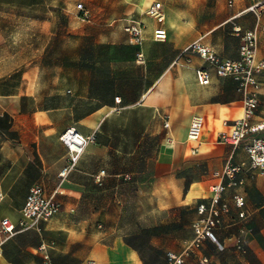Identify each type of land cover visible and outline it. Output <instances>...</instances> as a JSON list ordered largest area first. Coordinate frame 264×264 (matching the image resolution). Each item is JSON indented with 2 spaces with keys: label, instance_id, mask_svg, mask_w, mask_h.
I'll return each instance as SVG.
<instances>
[{
  "label": "rangeland",
  "instance_id": "rangeland-1",
  "mask_svg": "<svg viewBox=\"0 0 264 264\" xmlns=\"http://www.w3.org/2000/svg\"><path fill=\"white\" fill-rule=\"evenodd\" d=\"M151 1L0 0V111L5 108L3 114H7L11 128L8 135L0 134V183L5 182L10 188L9 200H0V219L4 216L13 221L19 219L15 205L24 201L30 184L37 178L39 165L47 167L43 175L47 192L59 185L57 174L66 162L59 134L72 125L88 132L96 121L99 123L96 142L81 155L62 186L68 182L80 185L87 201L101 206L102 214H111L114 232L106 235L110 230H103L104 241L115 234L125 235L124 239L131 238L145 253H150L148 240L143 237L148 233L141 232L142 226L177 218L182 235L190 230V207L194 204L182 202L161 208L179 200V194L184 196L188 182L197 178L199 171L187 157L182 160L167 157L177 152V147L188 152L189 116L195 111V103L208 92L180 78L176 81V94L165 80L159 84V100L149 98L132 103L126 100L134 94L139 98L143 90L151 88L176 50L191 40L199 39L216 48L226 39L227 48L232 49L237 37L231 34V24L224 23L229 15L227 0H157L163 6L168 37L153 41L149 26L142 31L141 44L133 46L143 51V62H111L115 73L125 80L135 79V83L117 86L113 93L101 83L92 87L93 74L104 78L108 72L105 68L91 72L90 53L100 57L105 52L122 57L131 54L126 49H97L95 45H126L121 42L129 38L124 30L126 19L131 16L150 24L154 19L146 9ZM79 3L89 10L88 18L78 12ZM144 71L147 77L143 83ZM171 71L176 69L173 67ZM97 93L101 101L95 98ZM115 95L122 98L120 103L115 102ZM31 119L43 124L37 128ZM49 127L54 129L44 132L48 136L27 142L28 135L40 134ZM163 145L174 148L160 152ZM101 170L104 175L97 182L95 175ZM179 176L185 180L178 179ZM201 185V195H208L209 188L205 190ZM199 190L192 183L186 201L199 196ZM10 212L11 215L6 214ZM104 221V216H99L95 226L103 228ZM35 237L28 230L7 237L2 244L0 264H10L6 257L17 258L15 264L28 260L27 252H21V248ZM261 241L264 242V235ZM211 252L213 264H261L252 250L244 253L230 248L229 252L217 253L213 249ZM148 255L164 264L156 255ZM185 264L198 262L193 257Z\"/></svg>",
  "mask_w": 264,
  "mask_h": 264
},
{
  "label": "crops",
  "instance_id": "crops-1",
  "mask_svg": "<svg viewBox=\"0 0 264 264\" xmlns=\"http://www.w3.org/2000/svg\"><path fill=\"white\" fill-rule=\"evenodd\" d=\"M250 4L251 1L249 0H234L233 3L229 5L227 0V13L229 15L224 20V23L231 24V34L237 37L235 47L228 49L226 46V39H223L218 45H216V48L209 43H205L201 40L200 41L209 45L219 56L236 59L239 57L240 37L238 34L233 32V25H238L242 29L256 27L258 39L256 55L258 58L264 57V10L256 15L255 13L246 10ZM128 18L133 17L129 16ZM144 23L146 25V29L150 26L151 31L155 26L154 21H151L150 24H147L146 22ZM194 40L196 39H193L187 44L178 48L169 66L161 72L160 76L153 83V86L146 92L143 90L141 97L138 98L137 96V101H145L149 98L159 100V94L161 92L159 89V84L165 80H168L172 92L176 94L177 91H175V85L176 81L180 78H184L185 81H189V83H191V85H193L196 89L208 92V95L205 98H202L201 100L199 99V101H197L198 103H195L193 106L195 111L190 114L188 120L189 124V121L194 114L201 113L200 115L203 116V127L199 139L197 141H191L188 139L186 140L190 143L188 152H185L184 148L179 149L177 147L176 150L178 151L167 157L168 159L173 158L174 160H182L187 157L190 159L189 161L191 164L196 165L198 168L199 176L197 178H192L188 182L189 186L184 196L179 194V200L174 201L167 207L161 208L165 209L176 206L182 202L189 206L194 204L192 207H190L192 209L191 222H193L198 217L196 213L197 203L208 200V197L211 194L210 186L216 181L213 172L223 167L225 162L229 159L231 153V147L229 145L218 142V134L227 130L231 121L240 117L242 114V93L236 90V83L233 79L220 78L213 74L209 84L201 85L195 79L194 69L204 65L205 63L203 60H201L197 55H191L189 62H186L185 60L174 62L181 49ZM110 42L113 43L114 41L110 40ZM121 42L132 46H138V44L129 42L128 37H125L123 40H121ZM139 51L143 53L141 49H137L135 51V58L133 59V61L138 63H140L137 59V53ZM173 67L176 69V71L172 72L171 68ZM146 77V71H144L141 79L143 83L145 82ZM259 80L260 84L257 88V92L261 104L258 109V116H262L264 115V91H262L264 90V88H262V85H264V74L260 75ZM87 85L88 83H86V86ZM5 111V108H3V110L0 111V116L3 115ZM31 121L33 124H36L37 128L39 124H43V122L35 123L33 119H31ZM93 124V127H91L88 132H81L87 134L91 130L97 129L99 123L93 121ZM48 129L52 130L54 127L43 128L41 133L37 135H28L27 142H35L41 135L48 136V133H44ZM90 145H88L87 148ZM162 147L160 152H165L168 149L174 148L173 145L165 146L164 150ZM36 152L41 158L38 151ZM65 156L67 160L66 148ZM243 158H245V153L241 149L235 150L232 160L239 161ZM26 166L27 165H25L23 168H26ZM63 166H61L60 169ZM46 170L47 167L45 164L39 165L37 167V178L30 184V186L33 183H41L47 192L46 184L43 180V175ZM178 179L185 180V177L179 176ZM192 183L197 184L198 190L199 185L201 184L203 189L208 190L209 188V194L201 195L199 190V196L193 197L190 201H186V194ZM55 189H58L55 196H57V201L60 204L59 210L47 222L43 223L41 234L34 230H28L33 232L36 237L33 242L26 244L21 248V252L25 250L29 256V259L22 264H41V256L36 252V249L42 240L50 242L49 253L55 264L159 263L156 257L149 258L148 254L156 255L159 259L161 258L163 260L164 264H166V251L171 250L176 253L181 252L184 242L192 237V228L190 227V230L186 235H182L179 228V219L173 218L168 221L160 220L159 222H152L151 224L141 227V232L148 233L147 237H143L148 240L149 248L151 249L150 253H145L141 247L135 245L131 238L124 239L125 235L121 234H115L111 237V239H109V241L105 242L103 236L112 234L114 232L113 228L110 226L113 224L111 222V214L108 212H104V214H102L103 208L101 206L87 201L84 197V190L80 185L68 182L63 186L62 184H60V186H55L53 191ZM237 190L245 194L246 206L250 211V216L243 222L237 220L236 209L230 198L232 189H228L224 193V196L229 203L230 210L227 214L223 215V221L224 223L228 224V227L218 230L216 232V236L218 240L225 246L223 252H229L230 248H234L235 237H240L243 244L241 251L244 253H249V250H252L257 259L260 260L261 264H264V242L261 241V236L264 235V218H262L260 214L261 209H264V175H255L254 177L247 179L245 184ZM52 192L49 191L47 193ZM0 193V200H9L10 188L8 187L7 183H0ZM24 201L17 203L14 210H17L20 213V209L23 206ZM6 214L11 215V212ZM101 215H103L105 218V221L103 222V228L95 226V221ZM107 228L110 230L109 233L103 235L102 231L106 230ZM255 245L257 246L258 250H256ZM212 249L217 253L222 252L218 251L213 243L209 241L205 242L202 251L209 256L211 262L214 257L213 253L211 252ZM193 257V255L185 256L184 264L189 262ZM6 258L10 264H15V261L17 260V258Z\"/></svg>",
  "mask_w": 264,
  "mask_h": 264
},
{
  "label": "built area",
  "instance_id": "built-area-1",
  "mask_svg": "<svg viewBox=\"0 0 264 264\" xmlns=\"http://www.w3.org/2000/svg\"><path fill=\"white\" fill-rule=\"evenodd\" d=\"M234 0H228L231 5ZM251 4L246 8L258 15L264 10V0H249ZM78 12L83 18H88L89 10L83 3L77 5ZM147 14L154 19L155 26L151 31L154 41H164L168 32L164 25V10L160 1H152L147 9ZM146 28L144 22L134 18L126 19L124 30L129 35V42L141 44L142 31ZM233 32L239 35V57L236 59L219 56L209 45L196 39L183 47L177 54L174 62L179 60L190 61L191 55H197L204 61V65L194 69V76L201 85H207L214 74L220 78H231L236 83V90L242 93V114L231 121L228 129L218 134V142L229 145L231 153L229 159L221 169L213 172L216 181L210 186L208 200L201 201L196 205L198 217L192 222V237L184 242L182 251L176 253L168 250L165 253L166 264H184L185 256L193 255L198 264H213L208 255L203 251V245L209 241L218 251H223L225 246L216 236L220 229L228 227L224 223L223 215L230 210L229 203L224 193L232 189L231 200L236 209L237 220L245 221L250 216L246 206V197L237 189L242 187L247 179L255 175H264V115L258 116L261 101L258 97L257 88L260 84L259 77L264 74V57L258 58L257 29H242L233 25ZM139 62H143V53H137ZM115 102L120 103V97L115 96ZM168 125V122H165ZM203 127V116L192 115L187 127V139L197 141ZM98 130L82 133L74 125L67 126L60 134L59 140L66 148L67 160L58 172L59 186L75 169L76 164L88 145L96 142ZM241 149L245 158L233 161L235 150ZM104 175V170L98 171L95 180L99 182ZM125 175V178H128ZM58 189L47 193L41 183H33L28 190L23 206L20 209V217L17 221L9 217L0 219V253L4 240L21 231L34 230L41 234L43 223L54 216L60 207L55 199ZM1 196V193H0ZM50 242L42 240L36 252L41 256V264H55L49 253ZM240 237H235L234 248L242 250Z\"/></svg>",
  "mask_w": 264,
  "mask_h": 264
},
{
  "label": "trees",
  "instance_id": "trees-1",
  "mask_svg": "<svg viewBox=\"0 0 264 264\" xmlns=\"http://www.w3.org/2000/svg\"><path fill=\"white\" fill-rule=\"evenodd\" d=\"M97 46V49H113V50H119V49H126L131 52V54L128 57H122L120 55H108L107 52L102 54L103 57L97 56L93 53H90L91 60L88 63V68L92 71H98L100 68H105L108 72V75L104 78H98L94 76L91 79V86L93 87L94 83H101L104 85V88L108 89L109 91H112V93L115 90V87L117 86H124L127 85L128 82L129 84H134L135 79H130V80H125L121 75H118L115 73L112 69L111 62L116 61V62H124V61H133L135 58V49L132 45H95ZM77 50H80V46L77 47ZM123 81V82H122ZM126 81V83H124ZM101 95L99 93L96 94L95 98L97 100L101 101ZM137 100V95L134 94L131 98L126 100V103H132ZM122 101V98H120V102ZM8 117L7 114H3L0 116V134L3 136L8 135V133L11 132L10 125L8 123ZM261 217L264 218V209H261L260 211ZM6 257V255H5Z\"/></svg>",
  "mask_w": 264,
  "mask_h": 264
},
{
  "label": "bare ground",
  "instance_id": "bare-ground-1",
  "mask_svg": "<svg viewBox=\"0 0 264 264\" xmlns=\"http://www.w3.org/2000/svg\"><path fill=\"white\" fill-rule=\"evenodd\" d=\"M162 149L164 150V146L162 147Z\"/></svg>",
  "mask_w": 264,
  "mask_h": 264
}]
</instances>
